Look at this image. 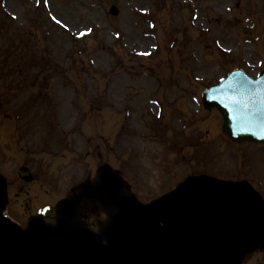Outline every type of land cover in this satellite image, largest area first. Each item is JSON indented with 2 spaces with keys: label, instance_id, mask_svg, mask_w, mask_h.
Instances as JSON below:
<instances>
[{
  "label": "rangeland",
  "instance_id": "rangeland-1",
  "mask_svg": "<svg viewBox=\"0 0 264 264\" xmlns=\"http://www.w3.org/2000/svg\"><path fill=\"white\" fill-rule=\"evenodd\" d=\"M233 68L264 70V0H0L1 166L30 162L46 180L51 195L32 197L34 210L114 183L115 207L97 210L104 231L88 204L61 221L66 234L82 228L103 243L127 212L179 184L239 191L264 218V143L230 140L200 98ZM107 136L111 147L99 140ZM237 252V264H264V234ZM199 259L187 264H216Z\"/></svg>",
  "mask_w": 264,
  "mask_h": 264
},
{
  "label": "water",
  "instance_id": "water-1",
  "mask_svg": "<svg viewBox=\"0 0 264 264\" xmlns=\"http://www.w3.org/2000/svg\"><path fill=\"white\" fill-rule=\"evenodd\" d=\"M202 100L205 107L215 106L220 111L222 130L231 139L264 141V71L252 79L235 69L219 84L204 90ZM218 202L169 197L150 212H136L122 219L107 248L67 249L63 254L57 242L21 239L0 230V264L10 260L12 264H73L69 260L77 264H132L156 230L172 236L186 254L219 255L243 246L253 232L264 231V224L247 222L239 207L222 199ZM194 209L199 215L192 212ZM176 210L186 211L190 223L207 231L204 243L189 245L182 240L180 227L171 216ZM206 211L207 219L202 216Z\"/></svg>",
  "mask_w": 264,
  "mask_h": 264
},
{
  "label": "bare ground",
  "instance_id": "bare-ground-1",
  "mask_svg": "<svg viewBox=\"0 0 264 264\" xmlns=\"http://www.w3.org/2000/svg\"><path fill=\"white\" fill-rule=\"evenodd\" d=\"M38 189H39V187L35 186V190L37 191ZM87 204L91 205V207H89V208L95 209L97 214H98V211H100L98 209L99 207L103 209V206L100 203L87 202ZM193 211L195 212L196 210L194 209ZM171 216L175 217V219H176L175 221L178 223V225H179L178 227H180V230H181V236H182L181 238L186 244H189V245L190 244L191 245L201 244V243H204L206 241V239L208 238V233L204 228H200V226L198 227V226H195L192 223H190L186 211L179 213L176 210L171 214ZM252 219L256 220L257 217H253ZM94 220L99 224L103 223V220L101 219L99 214H98V216L95 217ZM0 230L3 231L2 227H0ZM59 244H61L60 250L62 251V254L67 249H94V248L101 247L100 245H95V244L94 245H84V244L76 243V242H73L70 240H67L65 242L62 241ZM151 249H154L157 256H160V258L162 259L161 255L159 254V252L156 248H151ZM62 260L66 261L68 259L63 258ZM163 260H166V259H163ZM69 261L73 264H77V262H72L71 260H69ZM160 261H161V263H163L162 260H160ZM12 263H13V260H10L6 264H12Z\"/></svg>",
  "mask_w": 264,
  "mask_h": 264
},
{
  "label": "flooded vegetation",
  "instance_id": "flooded-vegetation-1",
  "mask_svg": "<svg viewBox=\"0 0 264 264\" xmlns=\"http://www.w3.org/2000/svg\"><path fill=\"white\" fill-rule=\"evenodd\" d=\"M4 182H7V188L8 189H14V196L17 197L18 195H20L21 193L26 194L28 191L25 189V187L30 184V183H25L24 181H22L21 179H19L17 176H15L12 179L9 180H5ZM67 198V197H66ZM78 201V200H77ZM32 200L26 199L22 204L23 209H26L28 212H30V208L31 206L28 205V203H31ZM68 204V208L69 209H74L75 204L71 201H66ZM25 204V205H24ZM15 206H8L7 212H9L12 208H14ZM56 208V214L57 217L62 218L63 216H60L62 214V211L60 209V204L58 206H55ZM59 214V215H58ZM146 259H143L140 264H148V260L147 257H145ZM224 264V263H223Z\"/></svg>",
  "mask_w": 264,
  "mask_h": 264
}]
</instances>
